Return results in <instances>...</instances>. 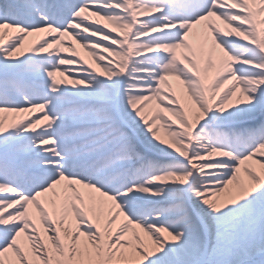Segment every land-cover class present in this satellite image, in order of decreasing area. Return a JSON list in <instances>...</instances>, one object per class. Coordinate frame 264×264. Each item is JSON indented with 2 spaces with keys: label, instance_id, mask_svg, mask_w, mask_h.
Returning a JSON list of instances; mask_svg holds the SVG:
<instances>
[{
  "label": "snow or ice",
  "instance_id": "snow-or-ice-1",
  "mask_svg": "<svg viewBox=\"0 0 264 264\" xmlns=\"http://www.w3.org/2000/svg\"><path fill=\"white\" fill-rule=\"evenodd\" d=\"M0 264H264V0H0Z\"/></svg>",
  "mask_w": 264,
  "mask_h": 264
},
{
  "label": "bare ground",
  "instance_id": "bare-ground-1",
  "mask_svg": "<svg viewBox=\"0 0 264 264\" xmlns=\"http://www.w3.org/2000/svg\"><path fill=\"white\" fill-rule=\"evenodd\" d=\"M82 51V50H81ZM83 54V53H82ZM86 55V54H85Z\"/></svg>",
  "mask_w": 264,
  "mask_h": 264
}]
</instances>
